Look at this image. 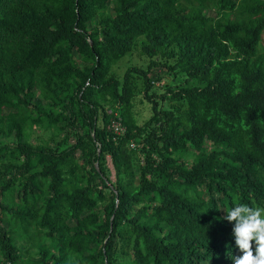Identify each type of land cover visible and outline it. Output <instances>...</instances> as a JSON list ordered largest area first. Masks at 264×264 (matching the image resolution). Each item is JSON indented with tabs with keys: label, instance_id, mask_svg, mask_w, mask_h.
Instances as JSON below:
<instances>
[{
	"label": "trees",
	"instance_id": "16d2710c",
	"mask_svg": "<svg viewBox=\"0 0 264 264\" xmlns=\"http://www.w3.org/2000/svg\"><path fill=\"white\" fill-rule=\"evenodd\" d=\"M263 31L264 0H0V137L17 139L0 142V264H233L228 209L264 219ZM135 46L146 69L118 79ZM156 66L184 76L161 95L178 106L149 94ZM32 128L54 133L32 146Z\"/></svg>",
	"mask_w": 264,
	"mask_h": 264
},
{
	"label": "rangeland",
	"instance_id": "374dc122",
	"mask_svg": "<svg viewBox=\"0 0 264 264\" xmlns=\"http://www.w3.org/2000/svg\"><path fill=\"white\" fill-rule=\"evenodd\" d=\"M205 14L207 16H212L214 15L213 12L211 11H206ZM259 51L264 52V31L261 34V42L259 45ZM148 59L143 57L139 46H135L132 52L128 55H126L124 58L120 59L112 68V72L115 73V75L118 77V79H121L125 73V71L129 67H140L143 69H146L148 65ZM155 62L161 63L162 62L159 59H155ZM156 75H159L161 77L160 81H155L153 84L152 89L150 90L149 94H153V100L156 101L157 106L161 108H167L169 106H172L168 101H162L161 100V95L165 92V88L167 86L171 87L172 89H177L178 87L182 86L181 84L184 82V76L179 74L178 72H172L168 70L167 68L164 67H153L149 73V78H154ZM134 83H135V99L133 101V113L136 116V120L138 125L143 124L146 122L150 115H151V109H150V104L144 99V83L143 79L134 77ZM191 83V82H189ZM185 85H188L186 83ZM40 100V97L36 95L35 100H33V104H38L40 103L42 106H44L43 102ZM174 106H178L177 103L174 104ZM175 109V108H174ZM53 131L50 132H40L36 128L28 129L26 130V135L24 138L20 139L22 142L27 143L32 146H37L43 144V141L47 140V137H50V135H53ZM63 132H61L62 134ZM55 141H59L62 138L60 136H56ZM0 142L1 146L7 144L8 146L14 148L15 144L17 142V139L14 136H11L10 138H4L0 137ZM73 142L69 143L72 144ZM0 161L2 160V157H0ZM182 161L186 162L187 166L189 167L191 164V159L192 156L191 154H186L182 155L180 157ZM96 165V164H95ZM106 168H107V175L109 180L112 183H115L116 178H115V171L113 169V166L111 164V161L109 157L106 158ZM108 191L106 190V194L108 195ZM15 194V193H14ZM18 198L16 197L15 194V204L18 202ZM101 208V207H100Z\"/></svg>",
	"mask_w": 264,
	"mask_h": 264
},
{
	"label": "clouds",
	"instance_id": "9594fccd",
	"mask_svg": "<svg viewBox=\"0 0 264 264\" xmlns=\"http://www.w3.org/2000/svg\"><path fill=\"white\" fill-rule=\"evenodd\" d=\"M114 114L116 115V113ZM117 121H113L111 127L118 134H123L125 128L121 127ZM129 147L134 149L135 144L131 143ZM228 211L230 219H239L238 227L235 229L236 245L242 255L240 257L232 256L233 264H264V219L259 218L258 214L241 216L242 212H248L246 207H237L234 211L232 209H228ZM253 243L256 246L255 250H253Z\"/></svg>",
	"mask_w": 264,
	"mask_h": 264
}]
</instances>
